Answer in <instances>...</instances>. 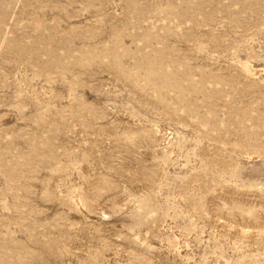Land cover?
I'll use <instances>...</instances> for the list:
<instances>
[{"label":"rangeland","instance_id":"1","mask_svg":"<svg viewBox=\"0 0 264 264\" xmlns=\"http://www.w3.org/2000/svg\"><path fill=\"white\" fill-rule=\"evenodd\" d=\"M0 264H264V0H0Z\"/></svg>","mask_w":264,"mask_h":264}]
</instances>
